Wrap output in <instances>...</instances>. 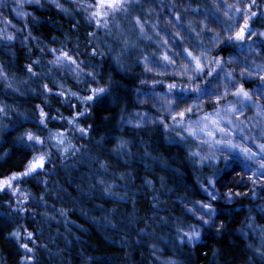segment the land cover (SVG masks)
<instances>
[{"label":"clouds","instance_id":"1","mask_svg":"<svg viewBox=\"0 0 264 264\" xmlns=\"http://www.w3.org/2000/svg\"><path fill=\"white\" fill-rule=\"evenodd\" d=\"M0 264H264V0H0Z\"/></svg>","mask_w":264,"mask_h":264}]
</instances>
